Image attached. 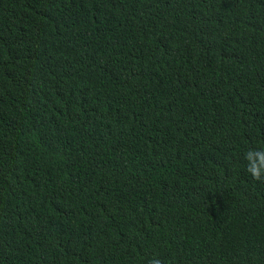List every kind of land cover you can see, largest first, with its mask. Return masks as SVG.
Listing matches in <instances>:
<instances>
[{"label":"trees","instance_id":"trees-1","mask_svg":"<svg viewBox=\"0 0 264 264\" xmlns=\"http://www.w3.org/2000/svg\"><path fill=\"white\" fill-rule=\"evenodd\" d=\"M264 0H0V264H264Z\"/></svg>","mask_w":264,"mask_h":264},{"label":"clouds","instance_id":"clouds-1","mask_svg":"<svg viewBox=\"0 0 264 264\" xmlns=\"http://www.w3.org/2000/svg\"><path fill=\"white\" fill-rule=\"evenodd\" d=\"M246 172L257 182H264V149H249L245 155ZM149 264H161L158 258L152 259Z\"/></svg>","mask_w":264,"mask_h":264}]
</instances>
